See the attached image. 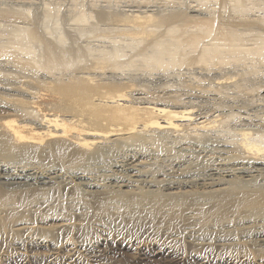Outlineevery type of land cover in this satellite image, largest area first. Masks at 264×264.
Listing matches in <instances>:
<instances>
[{"label":"bare ground","instance_id":"1","mask_svg":"<svg viewBox=\"0 0 264 264\" xmlns=\"http://www.w3.org/2000/svg\"><path fill=\"white\" fill-rule=\"evenodd\" d=\"M229 1L230 5L211 8L208 0H200L188 21L169 27L148 47H142L145 38L126 37L125 42L112 37L113 32L99 30L95 21L108 18V13L79 8L71 18L72 34L62 27L57 7L46 9L38 25L30 12L0 8L3 222L22 212L33 215V209L45 207L48 192L61 190L78 193L100 212H109L117 202L146 205L169 223L194 231L229 215L264 217V189L252 187L264 172V134L252 139L242 131L235 143L211 137L232 120L264 129V119L254 116L263 110L264 85L252 84L257 66L264 64V5ZM183 16L174 12L146 19L160 27ZM143 31L144 37L152 36L151 30ZM255 62L257 70L250 67ZM182 68L189 71L185 77L191 79V91L158 94L157 86ZM256 98L263 102L256 104ZM164 137L176 142L179 158L173 168L156 174L153 169L169 159H159L162 152L153 146ZM198 198L205 204L198 205ZM43 228L37 222L13 227L23 234ZM47 228L54 235L74 232L79 239L88 224L61 222ZM256 234L254 247L264 248V230ZM54 242L34 239L28 253L19 255L41 258L45 264L61 255L64 264H82L85 252L101 248L114 255L132 251L138 263L165 254L115 238L99 239L94 246ZM37 247L49 250L47 255H37ZM199 249L204 248L193 246V251ZM195 259L197 264H238L228 259L207 261L194 252L189 258L173 256L164 264Z\"/></svg>","mask_w":264,"mask_h":264},{"label":"rangeland","instance_id":"2","mask_svg":"<svg viewBox=\"0 0 264 264\" xmlns=\"http://www.w3.org/2000/svg\"><path fill=\"white\" fill-rule=\"evenodd\" d=\"M199 1L200 0H0V8H14L16 10L30 12L32 15H30L31 18H33V20L35 21L34 23L39 24L43 21H41V19H44L43 16L44 12L47 11L46 9H56L57 7V9H59L60 11L61 25L63 24L62 27L64 29L67 28L66 30L69 32L73 31L70 27L73 24L71 18L75 11H77L81 7L89 13H108L110 15L108 16V18L98 17V19L95 21L96 24L99 23V30H108L110 32H113L112 37L117 38L118 40H124L125 42H128L126 41V37L145 38V42L142 47H148V45L152 43V40L154 38L163 36L164 33L166 34V31L169 27L177 25L181 26L185 23V21H188V16H193L190 13V10L199 8ZM208 1L211 8H220L222 7V5L231 4L229 0ZM241 1L243 4L248 5H264V0ZM141 12L144 13L141 14ZM174 12L184 15V19L171 20L166 24L161 25L160 27L159 25H155L157 23H151L148 21V19H146V17L152 16L157 20L161 17L173 14ZM258 15H263V12H258L257 16ZM112 29L115 31H112ZM144 29H146L147 32H150L151 30L152 36L150 35L151 37H144V35L142 34L143 32L145 33V31H143ZM117 30H126V32L115 34ZM72 34H74V32H72ZM106 41L107 40H105L104 44L108 45V41ZM255 63L251 64L250 67L253 66L255 68L259 64ZM263 65H258V70L255 68L257 70V74H255L256 77L255 75H253L254 78L252 81V84L255 86H259L261 84L264 85ZM179 71L177 70L176 73L174 72V77L172 76L173 78L171 77V79L168 78V81L167 79H165V83L160 84L161 87L160 85H158L160 87V91L158 90L157 86L156 92H158V94H181L185 93L186 89L187 92H189L188 89L191 88V86H189V81L191 79H189V76L185 77V73L187 74V72L189 71L188 69L186 70V68H182V70ZM178 73L183 74L182 77L179 76ZM253 76L248 75L247 77L250 79V77ZM162 86L164 89L162 88ZM154 88L156 89V87ZM161 90H163V93L161 92ZM255 100L256 104L260 101L257 100V98ZM262 102L263 101H260L258 104ZM263 105L264 103L262 104V109L264 110ZM263 110H260V113L258 115H255L257 113L255 112L254 116H261V118L264 119ZM227 125H223V128L220 126V128L215 130V132L211 133V137L215 136L217 138L218 136V138H221H217L218 140H227L229 143H235L240 141L242 137V131H245L244 133H250L249 135L252 134V137L250 136L252 139H257L259 136H262V134H264V129H260L256 124L252 123L240 124L239 121L232 120L231 125L230 122ZM254 133H256L257 135H254ZM216 138L213 139L217 140ZM172 141L174 142L173 139L164 137V139L155 141L153 145L155 146L154 148L156 149V151L162 152L161 155L163 157L161 156L159 159L162 158V160H165L166 158H169L163 161L165 164L161 162L162 164L160 163L161 165L159 164L158 168L153 169L156 174H159L163 170L165 171V169L168 170L170 169V167L173 168L176 164L174 162H177V159L179 158V155L176 153V142L173 143ZM173 144L174 146H172ZM143 147L146 148V146ZM172 156L174 157L172 158ZM164 157L166 158L164 159ZM169 160L170 162H172L171 165H169ZM257 178H255L254 182H252V187L257 188L259 186V188L264 189V172H262V174ZM58 193L59 194H51V192H48L47 196L43 198L46 208H38L40 209L38 211L36 210L37 208L33 209L36 212L35 213L32 211L35 215L22 212L23 215L10 219V221L4 222L2 218H0V226H7L5 229H0V264H45V262L41 260V258H36L35 260L33 258H29V261L28 259L19 255L20 252L21 254H25V252L28 253V243L30 241L32 242V240L34 241V239H48L51 241H55L54 243L57 245H62L66 241H70L71 243L82 241L86 245L89 244L91 246H94V244H96L99 239L103 238H115L119 241H127L128 243H131L136 247L154 248L156 250L162 249L163 251H165V254L159 255L148 262L138 263L134 261L136 256L132 251H126L123 252V254L121 253L114 255L109 252V249L107 250V248H101L95 252H92L91 250H89L90 252H85L80 259V262L82 264H164L173 256L189 258L190 255L193 254V252L201 255L207 261L212 262L220 259H228L231 262L236 261L238 264H242V261L243 263L245 262L244 264H264V248L254 247L256 245V233L262 231V229L264 230V217L260 216L259 218H245L242 216V218L241 215H229L230 217L228 216V219L226 218L220 222H214L213 224H211L213 222L211 221L205 227L198 228V230L194 231L196 228L192 230L190 228L184 227V229H182V225H179L177 223H169L164 215L157 216L153 214L152 210L146 205L141 207H134L117 202L115 205H113L114 207H112L109 212H100L98 209H93L90 206L89 202L78 193L72 194L63 190ZM204 202H206V200L204 201V199L201 198H198L196 200V203L200 206H202V204H205ZM91 215H95L94 218ZM87 216L89 218L91 217L89 221ZM25 222H37L39 227L44 228L43 230L38 229L35 232L26 234H23L22 231H15L16 228L13 229V227L17 224ZM61 222H69L77 225L81 224L83 227L84 225L88 224V230L85 231L83 235H81V237L78 239L77 235L74 232L71 233L69 231L70 233L63 232L54 235V231L47 228L61 224ZM193 246L204 249L193 251ZM34 250L37 255H47L46 253H48L49 251L45 248L39 247L34 248ZM64 262L65 260L63 256L59 255L53 259L52 264H64ZM189 263L197 264V260L195 259L193 260V262L189 261ZM189 263L187 262L185 264Z\"/></svg>","mask_w":264,"mask_h":264}]
</instances>
